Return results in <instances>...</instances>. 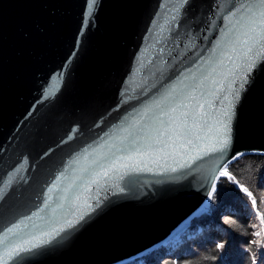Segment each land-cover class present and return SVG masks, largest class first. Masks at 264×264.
Returning a JSON list of instances; mask_svg holds the SVG:
<instances>
[{
    "label": "water",
    "instance_id": "95a60500",
    "mask_svg": "<svg viewBox=\"0 0 264 264\" xmlns=\"http://www.w3.org/2000/svg\"><path fill=\"white\" fill-rule=\"evenodd\" d=\"M90 2L0 0V240L20 224L0 244L9 264L6 245L81 214L18 264L139 257L204 207L230 163L264 154V64L239 102L229 91L261 46L245 58L243 10L225 19L259 0H190L181 12L180 0H96L89 17ZM226 124L231 144L214 153Z\"/></svg>",
    "mask_w": 264,
    "mask_h": 264
},
{
    "label": "trees",
    "instance_id": "16d2710c",
    "mask_svg": "<svg viewBox=\"0 0 264 264\" xmlns=\"http://www.w3.org/2000/svg\"><path fill=\"white\" fill-rule=\"evenodd\" d=\"M225 170L233 179L217 180L207 210L122 264H264V154L243 155Z\"/></svg>",
    "mask_w": 264,
    "mask_h": 264
},
{
    "label": "snow or ice",
    "instance_id": "6c2138e0",
    "mask_svg": "<svg viewBox=\"0 0 264 264\" xmlns=\"http://www.w3.org/2000/svg\"><path fill=\"white\" fill-rule=\"evenodd\" d=\"M189 2L190 0H180V4H179V7L177 8V12H181V10L185 7V5L189 4ZM95 6H96V0H91L90 7H89V17L91 16V9ZM241 10H243V15H241L240 19L236 21V24H242L244 27L247 28V31L243 33L246 39L242 41L245 45H248L246 52H245V58H247V55L249 53L253 52V49L257 43L260 44L261 50L256 52L255 58L248 62L246 70L244 71V74L239 77V87L236 89H232V88L229 89V91L232 92L234 99L237 102H239L240 100L241 93L245 91L247 87H249L250 84L252 83L255 71L257 70L259 65L264 64V0H259L258 4H249L247 6L240 5V7L236 8L235 11H231L230 14L225 17V19H228L229 23L231 24L232 22L231 18L235 17L237 15V12H240ZM175 19L176 17L173 16V20ZM257 24L259 27L258 35L256 36L250 35V33H257V27L255 26ZM234 27L235 25H233V28ZM233 28H229L228 31L229 32L233 31ZM225 35H227V33H225ZM180 83H183V81H181ZM236 83H237L236 80L232 81V84H236ZM180 91L183 92L182 89ZM176 92H177V89L175 87L169 89V91L166 92L160 100L154 102L155 107H160L161 103L165 101L174 100L175 96L173 94ZM193 98L195 97L193 96ZM185 99H188V95L185 96ZM177 106L185 107V108L188 107V105L184 104L183 101H181V103ZM151 107H152L151 105L148 106V108L144 110V114H147V112L151 110ZM175 110H176L175 108H172V111H175ZM184 115L187 116L188 113L185 112ZM225 128L227 129V131L225 132L223 138L219 139L217 141V145H213L212 147V152L214 153L224 152L226 149L229 148L231 144V125L226 124ZM124 131H128V129H124ZM71 138L72 136L68 137V139H71ZM207 154L208 153L197 155L195 157H192V160L195 161V160L202 159L203 155H207ZM232 158L235 159L236 157L234 156ZM185 167L190 168L191 164L181 165V168H185ZM17 171H19V169ZM171 171L177 172L178 169L172 168ZM61 175H63V173H61ZM223 175L228 176V173H223ZM228 178L233 179L231 176H228ZM57 179H59V177ZM55 187L56 185L53 184V186L48 189L49 192H51L53 188ZM243 190L247 191L246 189H243ZM3 191H4V187L0 186V199H3ZM217 191H218L217 186L213 185L211 191L208 192V198L210 200L213 199V194L216 193ZM249 195H251V193H249ZM255 203L256 201L253 200V204ZM88 207H92V206L88 205ZM96 207L97 208L100 207L99 201H97ZM84 215L85 214H81L75 223L71 219L65 220L64 223L66 227L61 226L59 228H53L50 232L42 233L40 237H34L33 239L36 241L35 243H32L29 241V242H24L22 244H16V245H11V246L6 245L5 250H4V255L9 257L13 261H17V264H18L19 258H21L22 254L32 253L34 250L41 248L47 244H50L52 240H55L58 236H60L61 233H64L69 229H74L80 223V221L84 219ZM30 218L31 217H28V219ZM21 223H23V221H21ZM19 228H20V224H14L13 226H10L7 229H5L3 233L4 239L0 240V244H3L5 241L9 239L8 233H12L13 235H15L16 230H18ZM45 235L49 236L50 239L44 240L42 237ZM0 264H9V260L0 258Z\"/></svg>",
    "mask_w": 264,
    "mask_h": 264
},
{
    "label": "rangeland",
    "instance_id": "374dc122",
    "mask_svg": "<svg viewBox=\"0 0 264 264\" xmlns=\"http://www.w3.org/2000/svg\"><path fill=\"white\" fill-rule=\"evenodd\" d=\"M205 210H207V207L204 205V207L202 208V209H200L198 212H197V214L198 213H201V212H203V211H205ZM153 250V249H152ZM151 250V251H152ZM151 251H148L147 253H145V254H148V253H150ZM144 255V254H143ZM124 263V262H123ZM120 264H122V263H120Z\"/></svg>",
    "mask_w": 264,
    "mask_h": 264
}]
</instances>
